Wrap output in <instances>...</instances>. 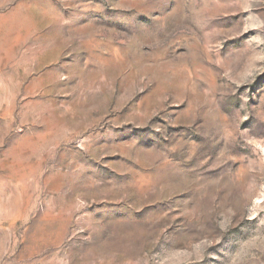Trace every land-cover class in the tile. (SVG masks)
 I'll return each mask as SVG.
<instances>
[{"label":"rangeland","instance_id":"obj_1","mask_svg":"<svg viewBox=\"0 0 264 264\" xmlns=\"http://www.w3.org/2000/svg\"><path fill=\"white\" fill-rule=\"evenodd\" d=\"M0 264H264V0H0Z\"/></svg>","mask_w":264,"mask_h":264}]
</instances>
